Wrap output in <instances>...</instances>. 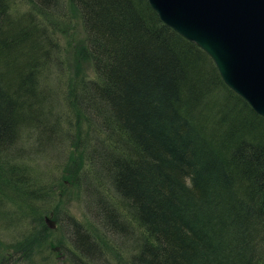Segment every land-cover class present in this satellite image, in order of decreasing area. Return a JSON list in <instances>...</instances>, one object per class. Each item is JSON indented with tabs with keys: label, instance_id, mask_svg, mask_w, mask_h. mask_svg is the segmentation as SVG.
I'll return each mask as SVG.
<instances>
[{
	"label": "trees",
	"instance_id": "obj_1",
	"mask_svg": "<svg viewBox=\"0 0 264 264\" xmlns=\"http://www.w3.org/2000/svg\"><path fill=\"white\" fill-rule=\"evenodd\" d=\"M64 17L81 24L73 52L93 77H60L59 118L42 88ZM59 140L66 177L76 181L83 154L144 233L128 264H264V119L146 0H0V210L13 209L0 221L48 233L57 185L24 158ZM96 206L107 229L125 230ZM67 220L73 264H98L91 232Z\"/></svg>",
	"mask_w": 264,
	"mask_h": 264
},
{
	"label": "rangeland",
	"instance_id": "obj_2",
	"mask_svg": "<svg viewBox=\"0 0 264 264\" xmlns=\"http://www.w3.org/2000/svg\"><path fill=\"white\" fill-rule=\"evenodd\" d=\"M61 12L63 13V10ZM57 22L60 23L59 31L53 34V38L58 47L52 51L57 58L51 55L54 58L50 63L53 68L47 74V88L43 87L42 90L49 93L52 112L60 118L64 104L57 94H60L59 89L66 85L65 80L60 77L68 76L73 79L76 75L92 78L93 75L87 63L80 60L79 56L75 57L73 52V47L81 45L84 39L80 22L77 19L69 20L67 17H64V21L58 18ZM56 139L54 137V140ZM61 140L53 141V150H44L42 156L29 154L24 158L26 165L34 168L37 173H44V179L57 185L56 201L49 206L51 209L58 204L56 216L49 218L54 228L48 229L43 221L48 232L46 233L33 224L20 223L15 217L0 221V264H73L77 255L69 242L68 217L86 227L97 241L100 252L98 264H115L114 261L128 264L130 258L136 254L139 244L143 242L144 233L134 225L128 212L119 204L112 192L109 177L103 172L96 174L91 165L86 166L83 154L78 159L82 166L76 174V181L66 177L65 159L67 160L70 154L69 148L61 144ZM31 142L32 140L29 143ZM26 144V136L22 135L21 146L25 147ZM58 183L62 187H59ZM96 202L111 206L121 214L120 218L125 227L123 232L118 234L103 225ZM12 212L13 209L9 207H2L0 210L3 215Z\"/></svg>",
	"mask_w": 264,
	"mask_h": 264
},
{
	"label": "water",
	"instance_id": "obj_3",
	"mask_svg": "<svg viewBox=\"0 0 264 264\" xmlns=\"http://www.w3.org/2000/svg\"><path fill=\"white\" fill-rule=\"evenodd\" d=\"M158 20L193 43L222 83L264 119V0H146ZM48 229L53 222L44 218Z\"/></svg>",
	"mask_w": 264,
	"mask_h": 264
}]
</instances>
